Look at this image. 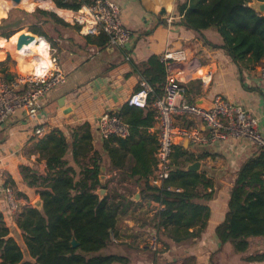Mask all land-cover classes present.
Instances as JSON below:
<instances>
[{
  "label": "crops",
  "instance_id": "0c3cea01",
  "mask_svg": "<svg viewBox=\"0 0 264 264\" xmlns=\"http://www.w3.org/2000/svg\"><path fill=\"white\" fill-rule=\"evenodd\" d=\"M111 1L120 6L121 20L131 31L128 48L116 50L93 46L87 44L78 32L76 35L71 30L66 33L68 40H58L61 46L60 64L56 63L64 72L66 81L41 104L36 119L29 121L23 111H17L0 128V182L15 190L17 201L23 209L33 205L39 198H35L33 188L26 186L20 171L21 167L28 166L39 174L46 173L45 162L35 149L41 138L34 136V128H42L44 136L59 130L69 143L65 158L77 179L83 178L81 169L92 167L94 160H101L108 184L107 195L109 188H112L114 196L128 198L133 203L118 216L115 225L118 242L113 245H126L123 250L113 251V254L125 256L129 264H264V261H249L256 255L264 254V239H249L247 252L236 254L229 244L221 245L214 232L228 211L230 191L239 169L248 159L261 152L257 147L244 139L223 141L201 148L179 143L186 155L194 159L186 164L199 162L196 173L204 175L209 181V186L200 190L211 195L207 202L208 217L198 236L177 244L163 239L168 246L164 247L161 243L160 251L155 254L146 243L149 231L154 227L158 203L141 199L138 185L140 176L132 173L135 163L129 154L124 157L122 170L110 168L107 154L102 149V142L97 140L93 125L94 119L106 112H120L129 95L139 90L142 80L138 69L142 63L153 55L159 56L161 60L167 52L183 51L185 62L168 64L170 74L185 84L188 100L195 103L202 99L208 103L215 95H220L238 103L257 117L258 129L264 137V80L258 75V68L264 66L263 63L254 66L235 65L225 51L213 46L221 45V37L214 29L198 33L179 25L176 7L184 0ZM45 4L49 9L56 8L50 0H46ZM50 11L71 25L62 12L70 11L57 8ZM169 17L173 20L167 25ZM17 35L14 34V42ZM34 38L44 40L50 58L52 50L46 39L38 36ZM11 39L6 42L0 38V44H10ZM14 42L12 45L15 49ZM35 45H39V41L36 40ZM6 48L7 45H0L1 56H6ZM20 51L23 57H27L26 62H23L17 58V54L14 55L20 72L30 74L27 62L31 58L40 62L42 58L32 54L29 49L22 48ZM187 121L184 124L191 125ZM84 123L88 124L92 137L91 152L86 157L73 158L71 148L74 143H78L83 133L78 127ZM146 136H154L151 127L146 130ZM152 146L154 143L146 140V147ZM149 183L155 186L151 181ZM135 194L139 195L137 200L132 199ZM16 218H9L10 227H13L11 225L15 224ZM197 229L192 228L189 233ZM160 235L161 229L159 238Z\"/></svg>",
  "mask_w": 264,
  "mask_h": 264
},
{
  "label": "trees",
  "instance_id": "16d2710c",
  "mask_svg": "<svg viewBox=\"0 0 264 264\" xmlns=\"http://www.w3.org/2000/svg\"><path fill=\"white\" fill-rule=\"evenodd\" d=\"M50 1L57 9L68 11H77L92 2ZM249 3L251 0H184L176 7L178 24L198 33L214 29L221 37V45L213 46L225 51L235 65H264V13L256 12ZM23 29L48 40L53 49L58 46V40L69 38L61 29L78 35L77 26L49 10L37 8L31 13L9 11L1 19L0 37L9 39ZM93 37L83 36V39L93 46L107 45L104 34ZM138 72L151 89L148 106L139 109L124 105L116 115L129 126V136L126 139L110 137L102 142V149L113 170L123 169L126 154L133 159L132 173L140 176L141 199L163 206L154 225L161 229L159 239L165 247L166 240L177 244L198 236L205 227L211 195L200 190L206 189L209 181L204 175L186 171V163L194 159L174 145L171 171L163 187L149 183L155 165L156 140L155 136L148 138L146 130L154 124L151 104L162 95L166 68L160 57L153 55L140 65ZM0 78L14 79L4 62H0ZM78 129L83 133L78 143L72 145L73 158L86 157L91 152L88 124H81ZM146 140L154 146L147 148ZM35 149L45 162L46 173L39 174L28 166L21 167L20 173L26 186L34 189L35 198L41 200V210L32 205L23 209L13 227L8 223L11 220L0 214V264H129L123 255L103 253L112 244L111 234H115L118 216L133 203L116 195L110 198L106 195L99 201L94 192L101 188V160H94L92 167L81 169L83 178L77 179L67 165L69 143L63 132L53 130L38 139ZM195 227L198 229L189 233ZM214 232L220 244H229L236 254L247 252L249 239H264V152L248 159L239 169L230 191L228 211ZM72 237L78 243L75 248L70 246ZM253 260L264 261V254L249 259Z\"/></svg>",
  "mask_w": 264,
  "mask_h": 264
},
{
  "label": "built area",
  "instance_id": "2783aa9c",
  "mask_svg": "<svg viewBox=\"0 0 264 264\" xmlns=\"http://www.w3.org/2000/svg\"><path fill=\"white\" fill-rule=\"evenodd\" d=\"M69 13L71 24L78 27L81 36L104 34L108 39L106 49L128 48L131 31L123 24L121 8L116 2L92 0L88 5ZM172 20L169 17L166 24L170 25ZM49 59L51 67L43 71L42 76L30 73L26 76H16L12 81L0 78V128L4 127L17 111H23L24 117L29 121L36 119L38 109L49 94L65 83L64 72L52 55ZM161 60L166 68L163 92L151 104L154 112V124L151 128L156 140L155 165L149 178L153 185L162 188L169 176L175 138H186L190 145L200 148L223 141L244 139L264 152V137L258 129L257 117L242 105L220 95H215L210 100L212 108L197 106L188 100L185 84L172 76L169 70V62L186 61L184 52H167ZM258 75L264 80V66L258 68ZM149 93L150 87L142 81L139 90L129 95L126 104L145 109L148 106ZM185 120L192 124L185 125ZM93 125L100 142L110 137L126 139L129 136V126L116 114L106 112L96 117ZM33 134L38 138L44 137L43 129L39 126L34 128ZM162 209L163 206L158 204L156 215ZM22 210L23 206L15 199L13 189L0 182V214L4 218H16ZM117 242L116 235L112 233L111 243ZM146 245L155 254L160 251L158 226L154 225L149 231Z\"/></svg>",
  "mask_w": 264,
  "mask_h": 264
},
{
  "label": "rangeland",
  "instance_id": "374dc122",
  "mask_svg": "<svg viewBox=\"0 0 264 264\" xmlns=\"http://www.w3.org/2000/svg\"><path fill=\"white\" fill-rule=\"evenodd\" d=\"M0 3H2L3 4L2 6L6 9V17L8 16L9 11H11L12 9L22 10V11L27 12V13H31L37 8L44 9V10H49V11L56 9V8L49 9V7L45 4L46 0H21V2L18 5H15L10 0H0ZM6 17H4V18H6ZM57 17L60 18V16H58V15H57ZM61 19L63 20V18H61ZM63 21H65V20H63ZM68 31H69V29H61V32L63 33V35L66 34V32H68ZM22 32H29V31L27 29H23L22 31L18 32V35L21 34ZM18 35H17V37H18ZM10 39H11V37L9 39H4V40H6V42H9ZM46 41L48 42V44L50 46V49L52 50V53H51L52 58L56 62H59V53H60V50H61V46H60L59 42L57 43L58 46H56V48L53 49V48H51V45H50L49 41L48 40H46ZM12 43L13 42L10 41V44H5V43L3 44V45H7V48L4 49V52H7V53H6V56L5 55H3V56L0 55V58H4L5 57L3 60H0V62H4L5 63V66L9 69V71L12 74H14V77L29 74V72H27V73L20 72L17 59L15 58V56H14L15 54L13 53V51L15 49H14V46L12 45ZM25 59H27V57ZM28 59H30V57H28ZM31 60H32V58H31ZM59 64H60V62H59ZM104 185L107 188V185H108L107 182H105ZM14 193H15V199L17 200V196H16L15 190H14ZM110 195L111 196L113 195L112 194V188H109L108 196L111 197ZM125 245L126 244L113 245V243H112V244H110V246L107 249H105L103 251V253L110 254V253H113V251L115 252L116 250H123Z\"/></svg>",
  "mask_w": 264,
  "mask_h": 264
},
{
  "label": "water",
  "instance_id": "95a60500",
  "mask_svg": "<svg viewBox=\"0 0 264 264\" xmlns=\"http://www.w3.org/2000/svg\"><path fill=\"white\" fill-rule=\"evenodd\" d=\"M10 1L12 3H14L15 5H18L21 2V0H10ZM248 6L252 9H254L258 13H264V2H260L258 0H251V3H249ZM34 36L35 35L31 34L30 32H22L21 34H19L17 37L15 49L21 50L23 48V46L30 44L34 40ZM195 104L201 108H204V109H209V108L213 107L210 102H208V103L204 102L202 99L195 102ZM183 142L185 144H189L188 139H186V138H175L174 139V145L180 146V144H182ZM199 167H200V163L196 161L192 164L187 165L186 171L197 172L199 170ZM100 171H101V174L99 175V183L101 185V188L97 189L94 192V194L97 195L99 201L102 200L107 195L106 189L103 188V186L105 184V174H104L105 168L102 167ZM138 198H139V195L135 194L132 199L137 200ZM41 205H42L41 200L37 199L35 202H33L32 206H33V208L41 210ZM70 246H71V248H75L78 246V243L74 237H72V239L70 241Z\"/></svg>",
  "mask_w": 264,
  "mask_h": 264
},
{
  "label": "bare ground",
  "instance_id": "6f19581e",
  "mask_svg": "<svg viewBox=\"0 0 264 264\" xmlns=\"http://www.w3.org/2000/svg\"><path fill=\"white\" fill-rule=\"evenodd\" d=\"M2 5L3 4L0 3V19L5 17V15H6L5 14V10L6 9ZM62 12H63V17L66 20L69 21L70 17H71L70 13L64 12V11H62ZM14 40H15V37L13 35L11 41L14 42ZM36 40L39 41V45H35V41ZM0 45H3V44H0ZM42 45L44 47H42ZM25 46H28V48H24ZM25 46H23V49H27V50L29 49L32 52V54L33 53L38 54V56L40 58H42V60L40 62H38V61H36L34 59H32L31 61L27 62V68L29 67L30 73H35V74H37L38 72H42L43 73V71L48 69V68H45L44 65L45 64H50L51 65V61H50V59L47 56V49H46L47 46H46V43L44 42V40L43 39L34 38V40L30 44L25 45ZM20 52H21L20 50L13 51V53L15 55L16 54L18 55L17 58L19 60H21L23 62H26V60H25L26 56L23 57L20 54Z\"/></svg>",
  "mask_w": 264,
  "mask_h": 264
},
{
  "label": "clouds",
  "instance_id": "9594fccd",
  "mask_svg": "<svg viewBox=\"0 0 264 264\" xmlns=\"http://www.w3.org/2000/svg\"><path fill=\"white\" fill-rule=\"evenodd\" d=\"M42 47H44V46L42 45ZM44 67H45V68H47V67H51V65H50V64H45ZM37 75H41V76H42V75H44V73H42V72H38Z\"/></svg>",
  "mask_w": 264,
  "mask_h": 264
}]
</instances>
